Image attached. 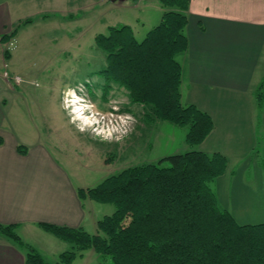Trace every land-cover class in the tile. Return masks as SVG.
<instances>
[{
  "label": "trees",
  "instance_id": "16d2710c",
  "mask_svg": "<svg viewBox=\"0 0 264 264\" xmlns=\"http://www.w3.org/2000/svg\"><path fill=\"white\" fill-rule=\"evenodd\" d=\"M190 0H159V22L137 40L130 25L109 26L94 36L105 58L98 71L106 87H124L131 102L141 104L148 122L166 120L186 127L185 142L200 144L213 128L211 116L180 101L181 65L176 55L187 48L184 32ZM0 41L7 43L21 24ZM3 57L9 58L8 49ZM259 111L264 108V78L254 90ZM3 139L0 137V144ZM17 150L25 153V146ZM264 166V158L261 160ZM227 158L190 149L156 162L126 167L89 187H78L81 200L114 206L96 222L97 232L39 222V226L71 249L47 261L15 232L16 224L0 223V234L24 249L25 264H70L82 251L93 249L113 264H264V222L238 223L220 208L211 183L225 172Z\"/></svg>",
  "mask_w": 264,
  "mask_h": 264
},
{
  "label": "rangeland",
  "instance_id": "374dc122",
  "mask_svg": "<svg viewBox=\"0 0 264 264\" xmlns=\"http://www.w3.org/2000/svg\"><path fill=\"white\" fill-rule=\"evenodd\" d=\"M158 7L159 0H33L28 9L23 6L20 14L35 16L44 10L46 18H54L21 28L17 40L5 43L11 59L3 57L0 45V128L9 127L26 145L33 144L38 133L41 140L53 136L59 160L80 186H93L129 166L195 149L185 142L186 127L166 120L147 122L144 107L131 102L124 87L115 83L106 87L98 74L105 58L95 47L94 36L109 26L127 24L141 40L159 22ZM73 100L81 104L80 117L72 111ZM262 158L264 141L253 157H227L235 173L232 179L224 178L217 188L211 183L219 207L240 224L264 222ZM95 205L99 218L114 210L109 203ZM66 245L63 251L71 249L70 243ZM70 264L113 263L109 256L99 257L88 249Z\"/></svg>",
  "mask_w": 264,
  "mask_h": 264
},
{
  "label": "crops",
  "instance_id": "0c3cea01",
  "mask_svg": "<svg viewBox=\"0 0 264 264\" xmlns=\"http://www.w3.org/2000/svg\"><path fill=\"white\" fill-rule=\"evenodd\" d=\"M32 2L0 0V37L28 17L33 21L17 28L13 42L21 28L54 18H46L44 10L35 16L20 14ZM158 10L162 13L164 8ZM186 14L187 48L175 57L181 65L180 101L196 105L213 120L212 130L195 149L219 152L226 158L253 157L264 141V108L259 111L254 96L264 78V0H190ZM4 44L0 41L2 52ZM8 52L11 59L9 47ZM0 137V223L16 224L15 232L25 243L56 262L67 242L38 223L96 233L95 201L77 195L78 187L89 186L78 185L63 167L53 136L41 140L38 133L34 143L26 145L12 129L2 127ZM18 145H26V152L20 153ZM232 171L227 163L225 172L214 180L216 188L224 178L232 179ZM25 254L11 238L0 234V264H25Z\"/></svg>",
  "mask_w": 264,
  "mask_h": 264
},
{
  "label": "bare ground",
  "instance_id": "6f19581e",
  "mask_svg": "<svg viewBox=\"0 0 264 264\" xmlns=\"http://www.w3.org/2000/svg\"><path fill=\"white\" fill-rule=\"evenodd\" d=\"M75 97H76V96H75ZM76 98H77V97H76ZM72 105L74 106V107H73L74 109H73L72 111H73L77 116L80 117L81 113H83V112L81 111V109H82L81 104H79L78 101L73 100ZM85 121H86V120H85Z\"/></svg>",
  "mask_w": 264,
  "mask_h": 264
},
{
  "label": "clouds",
  "instance_id": "9594fccd",
  "mask_svg": "<svg viewBox=\"0 0 264 264\" xmlns=\"http://www.w3.org/2000/svg\"><path fill=\"white\" fill-rule=\"evenodd\" d=\"M85 129L83 127L80 128V131H84ZM109 136H105L104 139H109Z\"/></svg>",
  "mask_w": 264,
  "mask_h": 264
},
{
  "label": "water",
  "instance_id": "95a60500",
  "mask_svg": "<svg viewBox=\"0 0 264 264\" xmlns=\"http://www.w3.org/2000/svg\"><path fill=\"white\" fill-rule=\"evenodd\" d=\"M111 1H117V0H111ZM120 1H123V0H120Z\"/></svg>",
  "mask_w": 264,
  "mask_h": 264
}]
</instances>
